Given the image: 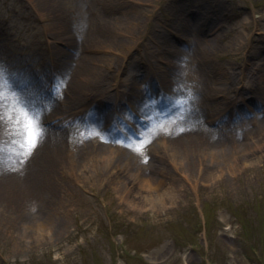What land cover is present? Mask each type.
<instances>
[{
  "label": "rangeland",
  "instance_id": "obj_1",
  "mask_svg": "<svg viewBox=\"0 0 264 264\" xmlns=\"http://www.w3.org/2000/svg\"><path fill=\"white\" fill-rule=\"evenodd\" d=\"M133 21L138 28L132 26ZM134 31L139 32L136 39L127 35ZM178 32L184 34L181 39ZM213 41L217 42L214 47ZM177 50L182 53L180 61ZM84 57L95 59L105 69L104 88L89 92L91 80L73 82L71 68H80ZM107 58H111V67H104ZM252 58L254 65L264 60V0H0V84L9 97H18L38 113L42 129L38 144L44 139L52 144L61 140L57 152L44 158L42 174L45 183L53 176L46 187L56 191L57 212L46 218L55 226L54 241L39 244L33 238L29 244L21 242L31 241L26 234L33 222L22 212L32 205L15 204L11 194L5 199L6 213L0 214V264H264V150L261 154L255 150L258 156L254 157L248 135L251 130H263L264 99L257 89L253 96L248 94L255 88L246 79L242 84L247 89L238 88L241 82L233 81L227 85L225 99L216 93L218 100H204V91L214 86L209 79L213 74L207 69H213L215 78L231 66L238 74L248 69L245 63ZM63 62L70 65L64 75ZM164 62L170 63L171 74L161 81L153 66L168 70ZM254 65H248L251 77ZM117 71L121 79L117 91L140 94L137 103L143 104L146 92H156L155 97L147 98V105L158 103L157 91L167 86L163 104L167 101L169 108L179 107L171 114L177 122L187 116L199 117L204 111L207 123L189 119L202 122L199 128L216 130L218 168H226L225 161L231 156L237 157L239 165L246 161L245 165L236 175L225 169L222 178L215 180L213 194L208 186L213 182L208 181L209 170L200 182L199 198L186 183L188 197L176 204L169 219L154 218L151 212L129 213L126 206L118 205L112 189L86 186L80 191L73 187L65 168L69 153L78 160L80 149L91 151L83 147L84 135L91 130L89 117L83 112L65 120L64 125L54 118L63 111V117L74 111L72 93L87 103H100L103 96L108 99L107 92H116L113 79ZM134 75L141 78L129 89ZM243 98H250L254 108L244 109ZM209 105L221 107L224 113L210 124ZM231 107L239 111L237 116L230 112ZM6 130L8 133L0 132L3 158L14 147L8 125ZM127 133L131 138L116 136L118 143H110L126 146L127 152L119 160L126 162L131 157L140 162L143 152L136 151L132 141L137 145L142 139ZM246 150L252 155L244 158ZM200 151V146L188 145L179 152V156L184 154L188 173ZM150 160H143V166L149 168L157 161L177 174L165 160L152 158L149 164ZM75 190L82 194L83 202L76 201L79 194Z\"/></svg>",
  "mask_w": 264,
  "mask_h": 264
},
{
  "label": "bare ground",
  "instance_id": "obj_2",
  "mask_svg": "<svg viewBox=\"0 0 264 264\" xmlns=\"http://www.w3.org/2000/svg\"><path fill=\"white\" fill-rule=\"evenodd\" d=\"M132 23L134 28H138V23L136 21H133ZM138 34L139 32L134 31L129 32L127 35L136 39ZM178 35L179 39H181L184 34L178 32ZM124 44L125 43H122L121 47H123ZM211 44L214 47L217 42L213 41ZM126 52H130V49H127ZM177 53L179 55L178 61H180L182 59V53L181 51L179 53L178 50ZM126 56L127 55L124 54V57ZM84 59L85 61L82 60V65L79 66L80 68H71L72 73H74L73 82H86L91 80L94 85L92 83L87 85L89 92L90 90L92 91L94 89L97 90L99 88H104L107 84L104 81L108 79V76L104 73L105 69L103 68L102 70V67L97 64V61L95 59H91V57H84ZM110 59L111 58H107L108 64H105L104 67H111L112 63L109 61ZM252 60H255V58L250 59L249 62L246 61L245 64L248 69L241 71L240 74H234L233 70H235V68L231 66L230 70L225 72L227 76L224 72L220 74L223 75V79H220V75L215 78L212 68L207 69L208 72L213 74V77L208 78L213 79L214 86L211 89L204 91V100L207 102L211 99L218 100L219 98L217 99L215 97L216 93L223 94V99H225V95H227V92L229 91V87H227L229 83L232 81L242 82L246 79L254 81L253 85L258 90L260 98L264 99V60L261 62L259 60L260 65L259 63L254 65ZM251 63L254 65V76L252 77L248 72L250 70L248 65ZM122 64L123 63H120V65ZM163 64L165 66L169 65L168 70L166 67H161L160 65L153 66V70L158 73L161 81H166L171 74V67L169 62H164ZM60 67L62 68L61 73H63V75L68 74L70 71V65H67L66 62L60 64ZM162 68L165 70H162ZM200 73H202V71ZM200 73L198 75H200ZM119 78L120 73L117 71L115 78L113 79V87H116V92L113 94L107 92V105L101 106V103L98 101L96 102L95 100L87 103L85 100L75 97L76 93L75 95L72 93L70 97L73 99L72 109L74 111L64 117L63 111L62 114H58L61 116H55L54 118L56 120H60V124H64L65 120L68 118H71L82 111H86V113H89L91 127H95L96 132H93V136H89L88 133L84 135L86 138L85 140L87 141L83 142V147H85V150L90 149L91 151L87 153L86 151H82V149H80V151L77 152V158L79 157L78 160L73 159L75 157L73 152L69 153V162L65 169L73 187L79 188L80 191L81 188H85L86 186L96 190L109 188L115 191L116 199L119 202L118 205H120V207L126 206L129 213L140 215L151 212L154 218L160 219L161 217H164L169 219L170 214L176 209V204L183 203V199L186 196L188 197L186 183L189 184L193 192L199 198L198 193H202L199 186L200 182L205 178V174L207 173L205 171L209 170L208 177L211 180L208 181L210 182L213 180V182L208 186L211 188V193L213 194L215 180L222 178L225 169L230 170L232 175H236V171L245 165L246 161L239 165L237 157L231 156V160L225 161V163L227 162L226 168H218L217 160L219 158V154L217 155L218 148L217 142L215 141L216 130L208 129L207 127H198L199 124H202V122L207 123L204 111L199 117L191 118L190 116H187V119L183 122H177V120H173L171 117L172 112H175L178 109L177 106L173 109L169 108L171 111L165 110L167 111L166 113H163L165 112L163 109H159L160 111H158L152 106H146L144 101L146 98L155 95V92H146V96L143 97V104L140 103L141 101L137 103L135 99H137L140 94L137 95L135 92L133 94L129 93L128 96L123 95L120 91H117V86L121 80ZM140 78L141 75L132 76L128 86L136 84ZM218 83L224 85H222V87H218L216 86ZM129 89H131V86ZM72 91L76 92L77 89L76 91L72 89ZM79 93L81 95L80 91ZM96 93L92 95L93 99ZM128 102L135 109L137 108L138 114L142 112V114H145V118L141 117L138 120H136V118L123 120V122L127 121V123L133 126L135 133L142 137V140L147 139L150 141L143 147V150L140 151L143 152L141 156L140 153L137 152L140 158L134 156V154L132 155L134 158H139L141 163L131 157H129L126 162L119 160L122 157V154L127 152V149L126 146L111 144L109 142L111 140L117 141L116 138H113L115 136L114 130L116 128L113 127V125H115V121L112 120V125L110 127L98 129L102 126L100 122L102 119L112 115V113H115L116 115L117 111L122 112L124 110L123 105ZM167 107V105L164 106V108ZM210 107L211 105H209L206 109V115L210 118L209 124L213 123L219 115L224 114L221 107ZM138 109L141 111L139 112ZM236 111L239 113L238 110ZM234 115L237 116L236 112ZM189 117L191 119H201L202 122H191ZM124 125L126 126L125 122ZM6 129V124H0V132L3 134L8 133ZM124 134L125 135L123 136L125 138H131L129 135H126L125 132ZM248 135L253 145V147H251V149H253V156L257 157L258 155L255 150L259 154L262 153L261 150H264V126L263 130H251ZM259 137L260 139L256 140ZM60 141L61 140L58 142ZM58 142H54V144H52L44 139L39 144L37 143L36 147L32 150L31 154L27 156V158H18L15 154L10 153L4 157L5 163L0 165V214L3 215L6 213V209L8 208L5 205V199L11 194L15 195V204L21 206L25 203L29 206L32 205L31 208L28 210L23 209L24 211L22 212L24 218H28L33 222L31 225L33 228H31L29 234H26L27 237H31V241L26 239L21 240V242L25 244L31 243L34 239L35 242L39 244L54 241L56 233L55 226L52 223L47 222L46 218L52 217L51 214L57 212V200L55 197L56 191H54V189L52 191V188L46 187L47 185L52 184L51 180L53 179V176L49 177L48 182L45 183L44 178L46 175L44 176L42 174L45 173L43 169V165L45 163L44 158L49 152H57V144L61 145ZM132 145L133 147H136L135 141H132ZM188 145L201 147V151L196 156L194 169L191 173H188L184 154L179 156V152L184 151ZM221 146L222 148H220V150H223L224 145L221 144ZM247 151L249 150L244 151V158L252 155ZM242 153L243 152L240 154ZM146 158L151 159L149 164L153 161L152 158L165 160V162H167L173 171H175L178 175L170 173L168 168L158 165L157 161H155V164L153 162V165L150 167H153V169L158 172L157 174L150 167L148 168L143 166L142 161ZM21 159H23L22 163L20 162ZM135 162H137L136 167L133 165ZM131 166L134 168H131ZM61 185H63L62 182ZM77 192V190L73 192L79 194L76 201L83 202L82 194ZM67 211L70 212L71 209H68ZM121 212H124V209H122ZM19 245L21 244L19 243Z\"/></svg>",
  "mask_w": 264,
  "mask_h": 264
},
{
  "label": "snow or ice",
  "instance_id": "obj_3",
  "mask_svg": "<svg viewBox=\"0 0 264 264\" xmlns=\"http://www.w3.org/2000/svg\"><path fill=\"white\" fill-rule=\"evenodd\" d=\"M0 124H7L9 127L10 134L13 137L11 143L14 146L11 151L18 158H27L42 135L38 113H34L25 107L18 97H9L4 91L3 84H0ZM148 142L150 141L147 139L141 140L136 145L135 150L142 151ZM4 151L5 149L0 146V164L4 162ZM20 162L22 163L23 159Z\"/></svg>",
  "mask_w": 264,
  "mask_h": 264
}]
</instances>
